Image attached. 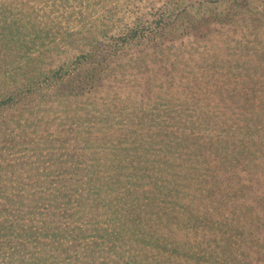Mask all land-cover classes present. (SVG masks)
<instances>
[{"label": "trees", "instance_id": "trees-1", "mask_svg": "<svg viewBox=\"0 0 264 264\" xmlns=\"http://www.w3.org/2000/svg\"><path fill=\"white\" fill-rule=\"evenodd\" d=\"M33 1L39 3L0 0L6 37L0 70L18 32L41 31L47 23L40 14L46 5L38 11ZM228 1L164 0L123 24L116 54L130 56L141 45L172 50L185 36L206 37L224 19L214 5ZM94 45L96 54L48 76L40 69L14 88L0 80V114L43 87L64 94L67 86L82 92L97 86L103 65ZM230 91L238 95L231 105L163 100L155 104L163 119L135 138L124 131L52 136L57 162L47 157V181L5 187L0 178V264H264V196L249 179L264 176V90Z\"/></svg>", "mask_w": 264, "mask_h": 264}, {"label": "rangeland", "instance_id": "rangeland-1", "mask_svg": "<svg viewBox=\"0 0 264 264\" xmlns=\"http://www.w3.org/2000/svg\"><path fill=\"white\" fill-rule=\"evenodd\" d=\"M38 1H33L32 8L40 11L46 5L45 13L40 14L43 22L47 14V23L41 31L18 29L20 41L10 64L0 70L4 85L14 88L40 69L48 76L61 66H73L77 57L95 53L94 41L100 48L97 52L103 67L97 86L87 92L67 82L72 87L66 85L71 89L63 94L51 85L22 98L15 110L1 112L0 178L5 187L13 183L28 187L35 181H47L43 175L47 157L57 162L56 151L51 148L56 145L52 136L95 138L106 132L115 136L124 131L135 138L152 122L163 119L165 115L155 105L163 100L193 105L214 98L231 105L238 101V95L232 97L230 89L264 90V0H230L214 5L215 12L224 19L213 22L210 35L196 40L185 36L172 50L157 51L141 45L145 49H132L130 56L116 54L123 44V24L151 12L164 0H81L79 4H71L72 0ZM233 13L235 16L225 18ZM5 38L0 27L3 46ZM21 64L28 65V69L23 70ZM8 76L13 77L10 82ZM214 90L218 92L212 96L210 91ZM249 179L258 181L264 196V176L257 179L251 175ZM51 262L47 260V264Z\"/></svg>", "mask_w": 264, "mask_h": 264}]
</instances>
